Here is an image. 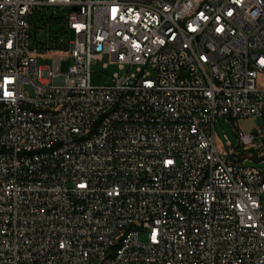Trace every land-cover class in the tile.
Returning <instances> with one entry per match:
<instances>
[{"label":"built area","instance_id":"built-area-1","mask_svg":"<svg viewBox=\"0 0 264 264\" xmlns=\"http://www.w3.org/2000/svg\"><path fill=\"white\" fill-rule=\"evenodd\" d=\"M262 61L264 0H0V264H264Z\"/></svg>","mask_w":264,"mask_h":264},{"label":"rangeland","instance_id":"rangeland-1","mask_svg":"<svg viewBox=\"0 0 264 264\" xmlns=\"http://www.w3.org/2000/svg\"><path fill=\"white\" fill-rule=\"evenodd\" d=\"M38 62L43 66L51 65L50 59H39ZM103 63L107 64L106 68L103 67ZM91 70L92 85L101 86L111 83L112 74L117 71V67L108 56H105L102 61L95 62ZM257 83L264 85V72L259 76ZM237 128L246 134H255L258 129L262 128V134L255 136L256 143L262 144L261 149L258 150L256 144L250 147L243 146L237 135ZM214 139L223 160L242 161L244 166L264 170V127L261 119L248 117L231 121L218 118L214 124Z\"/></svg>","mask_w":264,"mask_h":264},{"label":"bare ground","instance_id":"bare-ground-1","mask_svg":"<svg viewBox=\"0 0 264 264\" xmlns=\"http://www.w3.org/2000/svg\"><path fill=\"white\" fill-rule=\"evenodd\" d=\"M12 14L17 20H27L31 17V7L25 2H16L12 6Z\"/></svg>","mask_w":264,"mask_h":264},{"label":"snow or ice","instance_id":"snow-or-ice-1","mask_svg":"<svg viewBox=\"0 0 264 264\" xmlns=\"http://www.w3.org/2000/svg\"><path fill=\"white\" fill-rule=\"evenodd\" d=\"M115 11V10H114ZM262 62H264V61H262ZM7 94V93H6Z\"/></svg>","mask_w":264,"mask_h":264}]
</instances>
